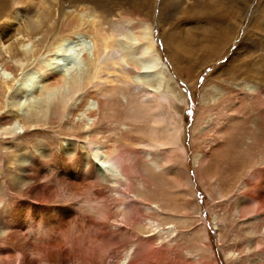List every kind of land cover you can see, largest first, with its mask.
Here are the masks:
<instances>
[{
    "label": "bare ground",
    "instance_id": "1",
    "mask_svg": "<svg viewBox=\"0 0 264 264\" xmlns=\"http://www.w3.org/2000/svg\"><path fill=\"white\" fill-rule=\"evenodd\" d=\"M102 1L91 0V3L96 7ZM141 1L142 3H138L139 1L134 0L137 7L142 6L136 11H144L150 2ZM232 1L234 3V0L218 2L231 6ZM243 1L241 6L246 2L249 6L252 0ZM60 6L61 0H0V127L5 134L11 136L9 141H1L0 145V224H3V213L7 210L2 200L13 201L15 195L22 194L21 197L17 196L21 199L18 204L21 206L19 212H22L23 222L29 229L35 226L34 216L39 206L44 205L46 208L49 206L46 204L55 200V196L61 198V192L69 191V182L74 180L70 176L63 177L64 183L61 180L60 185L65 187L59 188L56 192L60 193L54 194V197L53 194L50 195L51 188L54 187L51 183L52 180L56 183L60 176L53 175L50 179L47 173L44 184H35L32 181L34 178L40 181L43 177V168L39 163L31 164L34 172L30 177L27 176L25 164L30 153L36 155L37 160L48 159L47 144L53 145L60 152L63 164L59 163V167L63 166L64 170L70 166L74 168L75 180L83 179L84 167L92 162L94 171H102L101 179L108 187L124 177L122 170L119 171L121 167L112 158L116 147L143 150L140 152L147 153V158L142 156L136 169L144 177L131 179L132 197L142 204L147 203L146 209L156 213L162 212L161 210L178 212L181 215L179 222L187 224L184 214L187 210L193 212L195 207L190 209L189 205L179 204L169 208L157 196L161 195L157 185H164L160 182V178L163 180L164 177L172 184L173 196L187 199L192 197V192L183 164L184 117L181 111L184 99L167 86L163 62L152 32L150 13L139 18L119 5L117 8L112 6L113 10H117L115 17L121 21L120 25H116L110 16L113 10H107L106 6L98 11L84 0L73 3L66 11H60ZM160 7V15L165 14L162 4ZM228 34L227 30V37ZM15 62L25 63L26 66L19 69L18 80L9 85L8 73L15 71ZM262 82L258 80L255 89L264 97ZM214 94L213 97L216 96ZM216 98L212 105L204 104L199 108L195 119L193 142L199 141L205 145L203 152L197 151L193 155L194 169L202 187L207 188L212 203L215 200L232 202V220L241 229L245 227L242 232L247 246L240 252L251 254L248 259L252 264H264V131L261 130L262 126H258L259 122L264 124V109L259 103H247L248 96L245 102L242 95H234L233 102L223 106L226 116L216 120L212 116V107L219 101ZM243 106L251 109L249 112L253 114L254 120H248V117L247 121L252 123L250 129L256 135L252 136L251 142L242 145L240 152H230L232 159H239L241 168L219 173L213 168V158L222 160L228 155L226 150L231 148L238 124L241 125L239 112ZM162 107L167 109L166 117L160 113ZM2 109L7 110L6 114L2 115ZM16 119L21 122L25 134L27 132V140H23L20 130L17 132L13 128ZM125 122L129 123L127 128ZM48 132H54L59 143L54 145L46 137ZM208 133L212 137L209 138ZM260 143L262 147H258ZM77 144L92 145L93 148L89 151L82 150L74 158ZM238 145L241 146L239 143ZM28 147L32 150L29 153ZM66 161L70 163L67 164ZM6 169L8 172H5ZM244 176H247V182H244ZM227 181L231 185L222 183ZM240 188L245 192L241 198L237 197ZM9 192L12 194L8 197ZM121 200L122 198L119 201ZM46 212L51 213L50 215L66 214L67 210L50 206L46 208ZM80 217L83 219V216ZM220 219L224 220V216ZM169 221L163 225L165 230L175 224V220ZM151 223L147 221L149 228L153 225ZM103 227L104 224H98L96 231H101ZM155 229L156 226L153 231ZM136 230L141 232L143 228L137 226ZM218 233L223 240L220 230ZM206 240L204 226L201 225L191 235L192 244H189L192 251L206 254L209 258L211 255L208 252L211 251ZM97 241L98 239L91 238L90 246L99 249ZM235 251L227 249L229 263L242 264L241 259L237 261L239 254L233 259ZM98 260H101L100 257Z\"/></svg>",
    "mask_w": 264,
    "mask_h": 264
},
{
    "label": "rangeland",
    "instance_id": "2",
    "mask_svg": "<svg viewBox=\"0 0 264 264\" xmlns=\"http://www.w3.org/2000/svg\"><path fill=\"white\" fill-rule=\"evenodd\" d=\"M93 1L100 2V0ZM136 1L142 3L141 0ZM218 1L150 0L144 11L139 9L136 11L142 6L137 7L134 0H107L106 2L103 0L102 4L96 7L91 3V0H84L85 3L98 11H102L105 6L107 10L108 8L112 9V6L116 8L120 6L133 16L136 14L139 18H143L145 13H150L149 17L153 21L152 32L161 62H163L161 64L164 68L167 86L184 99V107L181 111L182 117H184L182 145L185 154L183 164L186 175L190 179L192 192V197L187 199L173 196L171 193L172 184L167 177H164L163 180L160 178V182L164 185H157L158 192H161V195L157 196L159 200L162 198L160 201H164L163 204H167L169 208L179 204L189 205L190 209L195 207L193 212L189 210L185 212V219L182 217L188 223L179 222L181 215L178 212L161 210L162 212L159 211L157 214L155 211L146 209L147 203L142 204L132 197V180L144 177L136 169L138 168L137 162L141 161L144 156L147 158V153L140 152L143 150L116 147L112 158L121 167L119 171L122 170L121 173L124 177L111 188L102 181V171L93 170L92 162L84 167L83 179L75 180L74 168L70 166L64 170L63 166L59 167V163L63 164L60 152L53 145L47 144L48 159L37 160V156L30 153V158L25 164L27 176L30 177L34 172V169L31 168L32 163H39L43 168V177L40 181L35 178L32 180L35 184L39 182L44 184L47 180L45 177L48 175L47 173H49L48 178L50 179L53 175L60 176L56 183L52 180L51 184L54 187L51 188L50 195L53 194V197L54 194L60 193V191L56 192L59 188L65 187L60 185L61 180L64 183L63 177L74 178L73 182H69V191L61 192V198L55 196V200L52 199L46 204L49 205L47 207H63L67 212L66 214L50 215L51 213L46 212L47 207L39 206L34 216L36 218L35 226L28 229L23 222L22 212H19L21 206L18 204L21 199L18 197H21L22 194L17 195L18 197L15 195L13 201L2 200V204H5L6 207L5 210H7L3 213V224H0V264H230L227 257L228 248L236 250L233 259L239 254L237 261L241 259L242 264H252L248 259L251 254L240 252L245 245L247 246L246 238L242 232L245 227L241 229L237 222L232 220L230 214L233 207L232 202L215 200L212 203L209 194H207V188L200 184L194 169L193 155L197 151L203 152L205 144L199 141L193 142L192 129L196 116L199 114V108L212 105L216 97L219 101L212 107L216 111H213L212 114L216 120L226 116L224 107L233 102L234 95H242L245 102L246 96H248L247 103H259L264 109V97L259 95L255 89V83L258 80L263 81L264 84V0H252L249 6H247L248 2L241 6L243 0H234V3L232 1L233 5L231 6ZM73 3H79V0H61L60 11L68 10L69 6H73ZM161 4L165 8L166 15H160ZM116 8L112 9L110 16L116 25H120L121 21L115 17ZM123 24L125 25V23ZM227 30L229 31L228 37L226 36ZM25 66V63L22 62L14 63L15 71L9 72L7 77L9 85L18 80L19 69H23ZM0 75L2 76L1 70ZM216 90L217 93H215ZM214 93L215 97L212 96ZM247 107L243 106L239 112L241 125L238 124L236 134L231 141V148L226 150L229 152L228 155L222 160L213 158V168H216L219 173L241 168V162L238 158L232 159L231 153L240 152L242 145L245 146L246 142H251L252 136L256 135L255 131L250 129L252 123L249 124L247 121L248 117V120H254L253 114L249 112L251 109ZM6 112V109H2V115ZM160 113L166 117V107H162ZM14 123L13 128L17 129V132L20 130L23 140H27V132L25 134V131L22 130L21 122L16 119ZM125 125L127 128L129 123L125 122ZM258 126H262L261 130L264 131V124L259 122ZM9 127L12 128V125ZM0 128L1 145V141H9L11 136L5 134L2 127ZM211 134L209 138L212 137ZM46 137H49L54 145L59 143L54 132H48ZM79 145L77 144L74 158L78 157L82 150L89 151L93 148L92 145ZM260 146L262 147V143L258 147ZM31 151L28 147L27 152ZM77 164L80 166L79 162ZM5 172L8 170L6 169ZM54 180L56 179L54 178ZM228 181L222 183L231 185V182ZM244 182H247V176H244ZM48 183L50 184V182ZM117 186L118 188H116ZM11 194L9 192L8 197ZM244 194L243 188H240L237 197L241 198ZM118 195L122 198L121 202ZM116 209H119V212ZM107 211H110L109 214L106 213ZM111 214L113 215L111 216ZM80 216H83V219ZM223 216L224 220H221L220 218ZM169 217L170 219H168ZM215 217H218V220ZM148 220L152 222L153 228L156 226L157 230L153 231L152 227H148ZM169 220L172 222L175 220V224L173 223L170 229L165 230L163 225ZM98 224H104L101 231H96ZM201 225L204 226L207 239L205 243L211 251V253L208 252L211 255L209 258L206 254H199L192 251V247L190 248L191 235ZM137 226L142 227L143 231L138 232ZM150 230L152 231L150 232ZM219 230L223 240L219 238ZM91 238L98 239L96 246L99 249L90 246Z\"/></svg>",
    "mask_w": 264,
    "mask_h": 264
}]
</instances>
